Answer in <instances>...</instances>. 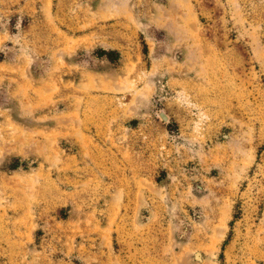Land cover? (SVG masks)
<instances>
[{
    "label": "rangeland",
    "instance_id": "1",
    "mask_svg": "<svg viewBox=\"0 0 264 264\" xmlns=\"http://www.w3.org/2000/svg\"><path fill=\"white\" fill-rule=\"evenodd\" d=\"M0 264H264V0H0Z\"/></svg>",
    "mask_w": 264,
    "mask_h": 264
},
{
    "label": "trees",
    "instance_id": "2",
    "mask_svg": "<svg viewBox=\"0 0 264 264\" xmlns=\"http://www.w3.org/2000/svg\"><path fill=\"white\" fill-rule=\"evenodd\" d=\"M97 54L100 56V57H107L109 60L111 61H116L119 59V52L117 50H113V49H110V50H107V49H99L97 51ZM239 215V212L238 210H236L235 212V217H238Z\"/></svg>",
    "mask_w": 264,
    "mask_h": 264
}]
</instances>
